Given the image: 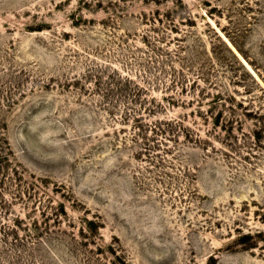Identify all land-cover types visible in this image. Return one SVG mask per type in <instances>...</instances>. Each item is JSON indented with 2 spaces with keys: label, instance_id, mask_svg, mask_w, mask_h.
Wrapping results in <instances>:
<instances>
[{
  "label": "rangeland",
  "instance_id": "rangeland-1",
  "mask_svg": "<svg viewBox=\"0 0 264 264\" xmlns=\"http://www.w3.org/2000/svg\"><path fill=\"white\" fill-rule=\"evenodd\" d=\"M0 264H264V0H0Z\"/></svg>",
  "mask_w": 264,
  "mask_h": 264
}]
</instances>
